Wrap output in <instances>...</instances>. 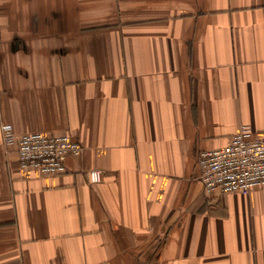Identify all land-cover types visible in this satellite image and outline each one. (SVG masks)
Listing matches in <instances>:
<instances>
[{"label": "crops", "instance_id": "obj_1", "mask_svg": "<svg viewBox=\"0 0 264 264\" xmlns=\"http://www.w3.org/2000/svg\"><path fill=\"white\" fill-rule=\"evenodd\" d=\"M5 122L84 150L24 169ZM243 124L264 135V0H0V264H264V186L199 181Z\"/></svg>", "mask_w": 264, "mask_h": 264}, {"label": "built area", "instance_id": "obj_2", "mask_svg": "<svg viewBox=\"0 0 264 264\" xmlns=\"http://www.w3.org/2000/svg\"><path fill=\"white\" fill-rule=\"evenodd\" d=\"M4 145L15 147L20 165L45 176L67 171V160L81 156L84 147L70 134L40 131L17 133L12 123L1 125ZM199 181L207 195L246 192L264 186V135L243 124L229 142L199 153ZM91 182L101 180V170L88 173Z\"/></svg>", "mask_w": 264, "mask_h": 264}]
</instances>
